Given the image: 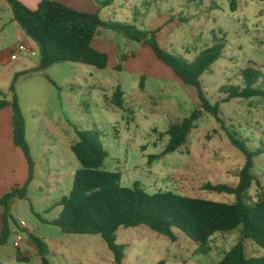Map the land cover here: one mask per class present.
<instances>
[{"label": "rangeland", "instance_id": "rangeland-1", "mask_svg": "<svg viewBox=\"0 0 264 264\" xmlns=\"http://www.w3.org/2000/svg\"><path fill=\"white\" fill-rule=\"evenodd\" d=\"M111 8L116 13L106 21L128 23L141 30L154 24L162 26V18H173L167 52L187 60L195 59L215 40L223 42L222 58L201 78L212 105L226 97L220 92L222 87L242 83L243 70L253 67L264 74V0H115ZM120 37L121 52L114 56V67L100 70L67 62L17 79L19 74L12 73L15 64L11 57L17 48L11 33L7 34L9 44L0 47V100H12L14 84L28 119V144L36 163L28 198L13 203L10 225L17 229L24 221L27 229L21 230L26 240L40 239L47 252L40 258L33 241L36 252L30 247L16 250L11 235L0 246V264H46L44 259L48 264H116L101 236L66 235L50 224L60 217L62 207L58 205L70 195L80 168L71 148L78 141L77 129L100 132L108 153L104 169L120 173L123 187L133 188L139 183L149 194L173 192L225 204L237 201L235 195L203 188L207 183L237 187L245 165V157L231 145L213 115H203L187 144L177 152L164 154L170 127L193 111H202L196 88L181 85L176 76L157 78L155 58L142 57L143 74L135 71V62L126 67L121 55L137 54L140 44ZM36 59L40 60L39 52ZM35 73L38 75H32ZM118 86L126 94L123 109L112 104ZM38 111L44 117L37 140ZM221 116L247 141L250 150L264 149V99L232 100L221 105ZM151 156L157 157L152 163ZM253 174L261 189L253 184L246 195L249 204L264 191V154L255 159ZM4 213L0 207V215ZM174 232L176 242L145 226L120 228L117 243L125 248L122 264H219L240 241L242 229L216 234L205 253L185 234ZM246 248L249 257H264V248L254 242L246 241Z\"/></svg>", "mask_w": 264, "mask_h": 264}, {"label": "trees", "instance_id": "trees-1", "mask_svg": "<svg viewBox=\"0 0 264 264\" xmlns=\"http://www.w3.org/2000/svg\"><path fill=\"white\" fill-rule=\"evenodd\" d=\"M11 7L20 28L40 49L39 71L61 63H82L105 70L108 67L107 54L96 50L92 43L99 29L125 36L129 41L144 43L151 47L159 61L169 67L185 86L197 90L201 110H195L180 124L167 131L169 144L164 154L177 152L188 142L197 122L204 114L215 117L231 145L244 157L245 165L239 173V184L231 187L223 184L207 183L204 190L219 194L235 195L233 204L208 201L200 198L181 196L173 192L149 194L136 183L133 188L122 186V175L104 169L108 153L101 142L99 131L76 130L78 141L72 146L79 170L74 176L73 188L58 206L62 207L60 217L50 224L61 229L66 235H99L114 254L116 264H122L125 248L117 243L120 228L148 227L153 232L176 242L178 230L199 245L200 252H207L206 246L216 234H229L241 228L240 241L228 252L219 264H264V257L248 256L246 241H252L264 248V191L258 200L247 203V193L254 183L261 184L253 174L255 159L264 154V149L250 150L240 133L227 124L221 116V105L232 100L264 99V74L250 67L241 72L242 83L238 86L226 85L220 92L226 97L222 103L212 105L201 85V78L209 72L224 53L225 44L215 40L210 48L195 59L187 60L170 54L159 42L157 31H145L128 23L104 21L99 15L74 10L63 3L43 0L37 10H31L19 0H5ZM111 2L105 3L110 5ZM236 2H233L235 6ZM122 60H127L123 56ZM122 66L119 67V70ZM38 72V70L36 71ZM22 73L16 76H25ZM13 98L0 100V110L11 108L13 112L14 144L24 153L29 165L26 183L0 197L3 215V231L0 246L8 242L12 235L10 225L11 207L16 200H26L30 186L35 179L36 163L27 142L26 119L11 87ZM124 93L118 88L112 104L124 108ZM157 159L149 158L150 163ZM42 258L46 257L44 243L32 237ZM22 260H25L22 258Z\"/></svg>", "mask_w": 264, "mask_h": 264}, {"label": "crops", "instance_id": "crops-1", "mask_svg": "<svg viewBox=\"0 0 264 264\" xmlns=\"http://www.w3.org/2000/svg\"><path fill=\"white\" fill-rule=\"evenodd\" d=\"M19 1L31 10H37L39 7V4L43 0H19ZM53 1L63 3L66 6L74 10H77V11L99 15L100 18L104 21H106V19L108 18H111V14L116 13L115 9L111 8L115 0H53ZM109 1L111 2V4L105 5V3ZM162 19H164V23L162 26L158 24L157 25L154 24L153 26H151V28H148V29L146 28L144 30L145 31L159 30V33L157 35L158 42L164 50L168 51L167 48H169V35H170L169 26L175 22H173V18L169 19V16L168 18H162ZM182 19L183 18H180V20ZM8 33L12 34V38L14 37L15 46L13 47L17 48L18 45L25 44L36 52V56H37V52L40 53V49L38 45L29 36H27V34L20 28V26L16 22L13 11L11 7L9 6V4L5 0H0V47L3 46L4 48L5 46L9 44L8 42L10 41H8V38H7ZM113 34L114 33H111L104 29H99L92 43L93 47L96 50L108 55L109 62H108L107 68L111 66L114 67L116 65V59L114 58V56L119 55V53L121 52L120 50V45H121L120 38L121 37L120 35H113ZM4 51L5 52L7 51L8 53L9 50L4 49ZM36 56L32 57L27 54H21L16 61L11 62L12 64H15L14 70L12 73L16 75V74H22V73H34L37 70H39L41 60L36 59ZM123 56L127 57V60L125 62L127 63L126 67H129L130 64H133V62H135L134 64L137 65V67L135 68L136 72H139L142 74L145 72L144 70L141 69L140 61L142 60V57L148 56L149 58L153 60L155 58L154 62H155V65L158 67V74L156 75L157 78L165 77L169 79V77L174 78L175 76L174 72L169 67H167L165 64H163L161 61L158 60V58L156 57L151 47L144 43H140V49H139V52H137V54H129L126 52L125 54L121 55V57ZM32 75H38V74L35 73ZM142 79L144 80L145 76H143ZM177 81L181 85L183 84L179 78L177 79ZM141 84H142L141 85V89H142L144 87L143 81ZM118 88L122 90L121 86H118L117 89ZM114 95H113V98H114ZM125 95L126 94L124 93V98H123L124 106L126 104ZM38 117L40 118L36 120L37 140L40 139L42 135V126H41L42 122L41 121L44 117L43 113L38 111ZM25 118H26V126H27L26 136H27V142H28L30 129H29V124H28V119L26 116ZM28 176H29V165L26 160V157L24 153L22 152V150L17 148L14 144L12 109L6 108L3 110H0V197L11 192L17 187L23 186L26 183ZM3 215L4 214L0 215V237L3 231ZM12 230H13V227H12ZM31 241H32L31 238L27 240L25 239L24 247L32 248L33 253H34V251L36 252L37 250L35 246L31 245ZM25 255L27 256L28 253ZM22 258H26V257L23 255Z\"/></svg>", "mask_w": 264, "mask_h": 264}, {"label": "built area", "instance_id": "built-area-1", "mask_svg": "<svg viewBox=\"0 0 264 264\" xmlns=\"http://www.w3.org/2000/svg\"><path fill=\"white\" fill-rule=\"evenodd\" d=\"M21 54H27L32 57L36 56V52L33 49L25 44H20L18 45L15 53L12 55L11 60L16 61ZM21 229H27V224L24 221L20 223V228L12 230V236L14 237L13 246L16 250H21L25 244L26 235Z\"/></svg>", "mask_w": 264, "mask_h": 264}, {"label": "water", "instance_id": "water-1", "mask_svg": "<svg viewBox=\"0 0 264 264\" xmlns=\"http://www.w3.org/2000/svg\"><path fill=\"white\" fill-rule=\"evenodd\" d=\"M44 262H45L46 264H48V262H47V260H46V259H44Z\"/></svg>", "mask_w": 264, "mask_h": 264}]
</instances>
